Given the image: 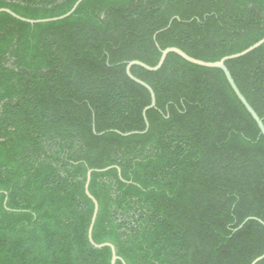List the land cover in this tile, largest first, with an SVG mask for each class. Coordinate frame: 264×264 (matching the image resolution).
<instances>
[{
	"label": "trees",
	"instance_id": "trees-1",
	"mask_svg": "<svg viewBox=\"0 0 264 264\" xmlns=\"http://www.w3.org/2000/svg\"><path fill=\"white\" fill-rule=\"evenodd\" d=\"M78 0H0L42 20ZM264 38V0H83L0 13V264H250L264 253V137L216 62ZM264 124V44L225 62ZM105 170V171H104ZM249 219L240 228L239 226ZM115 264H122L116 261ZM257 264H264V259Z\"/></svg>",
	"mask_w": 264,
	"mask_h": 264
},
{
	"label": "water",
	"instance_id": "water-1",
	"mask_svg": "<svg viewBox=\"0 0 264 264\" xmlns=\"http://www.w3.org/2000/svg\"><path fill=\"white\" fill-rule=\"evenodd\" d=\"M83 0H78L74 5L73 7L71 8V10L69 12H67L66 14L62 15V16H59V17H55V18H50V19H42V20H29V19H24L22 17H19L18 15H16L15 13L11 12L10 10L8 9H0V13L1 12H5L7 14H10L11 16H13L14 18L16 19H19L21 21H24V22H27V23H30V24H35V23H42V22H50V21H57V20H61V19H64L66 17H68L69 15H71L75 9L77 8V6L82 2ZM264 44V38H262L261 40L257 41L256 43H254L253 45H251L250 47H248L247 49L237 53V54H233V55H230V56H226L224 58H222L221 60L219 61H216V62H206V61H202V60H198V59H195V58H192L190 56H188L186 53H184L183 51H181L180 49L178 48H175V47H169V48H166L164 50L161 51V55H160V58L157 62V64L155 66H148L140 61H131L129 62L127 65H126V74L127 76L133 80L134 82H136L137 84H140L141 86H143L144 88H146L149 93H150V98H151V101H150V104L143 110V118L145 120V130L142 131V132H128V133H120L118 131H115L117 132L118 134L122 135V136H130V135H136V134H144L147 130H148V121L146 119V112L152 108L155 107V95H154V92L153 90L151 89V87L149 85H147L145 82L137 79L136 77H134L132 74H131V68L133 66H140L142 68H144L145 70H148V71H152V72H155V71H158L166 57L168 54H176L178 55L179 57H181L183 60H185L186 62L190 63V64H193V65H196V66H200V67H205V68H216V69H220L229 86L231 87V89L233 90L234 94L236 95V97L238 98V100L242 103V105L244 106V108L246 109V111L250 114V116L252 117V119L255 121V123L257 124V127L260 131V134L264 137V124H263V120L259 118V116L256 114V112L252 109V107L248 104V102L246 101V99L243 97V95L240 93V91L238 90L228 68L226 67L225 65V62L228 61V60H233V59H237L239 57H242V56H245L246 54L254 51L255 49H257L258 47H260L261 45ZM105 171V170H104ZM91 173L92 171H88L87 174H86V182H85V187H84V190H85V194L86 196L91 200V202L93 203V214H92V218H91V221H90V225H89V228H88V241L89 243L95 248V249H102V248H109L111 250V261H110V264H115L116 261H121L122 264H126L120 257H118L116 255V251H115V248L112 244L110 243H103V244H96L94 243V241L92 240V229H93V226H94V223H95V220H96V216H97V213H98V203L97 201L94 199V197L89 193L88 191V187H89V182H90V177H91ZM249 219H246L240 226L239 228L244 225ZM264 259V253L255 258L250 264H257L258 262H260L261 260Z\"/></svg>",
	"mask_w": 264,
	"mask_h": 264
}]
</instances>
